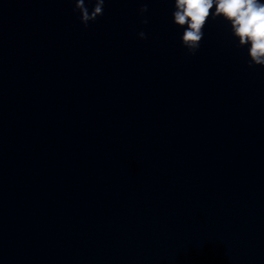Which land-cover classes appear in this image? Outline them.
Instances as JSON below:
<instances>
[{"label": "clouds", "instance_id": "clouds-1", "mask_svg": "<svg viewBox=\"0 0 264 264\" xmlns=\"http://www.w3.org/2000/svg\"><path fill=\"white\" fill-rule=\"evenodd\" d=\"M92 2V0H90ZM106 0H94V7L89 11L85 0H75V9L80 13V21L85 27L103 15ZM173 22L184 28L181 43L190 55H195L203 40L207 21L222 18L230 24L237 48L248 46L249 67H264V0H174ZM214 8V11L212 9ZM148 12L147 3L139 9L143 16ZM147 24V18L141 20ZM140 39H147V34L140 31Z\"/></svg>", "mask_w": 264, "mask_h": 264}]
</instances>
